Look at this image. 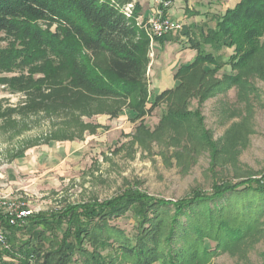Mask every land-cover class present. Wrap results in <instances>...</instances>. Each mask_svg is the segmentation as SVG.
Instances as JSON below:
<instances>
[{
  "label": "rangeland",
  "instance_id": "1",
  "mask_svg": "<svg viewBox=\"0 0 264 264\" xmlns=\"http://www.w3.org/2000/svg\"><path fill=\"white\" fill-rule=\"evenodd\" d=\"M108 1L121 11L132 4L134 24L150 39L145 75L150 104L143 105L147 110L140 115L132 111V97L87 94L74 86L61 60L51 53L28 60V50L18 38L0 32V217L13 226L7 228L0 221L5 237L0 246L20 250L14 253L17 259L7 258L15 264L28 256L25 244L42 246L43 254L54 246L57 230L43 222L68 208L103 203L130 191L178 202L195 191L211 195L217 185L264 176V53L242 69L198 63L178 76L182 67L193 64L198 47L227 62L233 50L203 44V36L216 27L223 4L236 3L169 0L172 4L165 9L169 17L168 11L186 6L183 16L171 17L184 27L160 41L152 38L148 24L154 10L160 9L156 0L148 3L143 16L139 5L143 0ZM210 2L216 7L202 6ZM93 60L104 65L106 57ZM230 76L240 81H230ZM176 111L191 115L174 120L171 114ZM262 202H231V213L222 209L231 225L242 228L240 240L216 237V228L202 239L188 226L172 242L174 253L192 257L188 264H264ZM238 208L246 216L241 218ZM26 212L30 215H23ZM198 220L209 226L208 219ZM108 221L128 237L138 232L132 212ZM73 261L83 264L78 254ZM42 263L30 258V264Z\"/></svg>",
  "mask_w": 264,
  "mask_h": 264
},
{
  "label": "trees",
  "instance_id": "2",
  "mask_svg": "<svg viewBox=\"0 0 264 264\" xmlns=\"http://www.w3.org/2000/svg\"><path fill=\"white\" fill-rule=\"evenodd\" d=\"M0 32L17 37L23 49L28 50V60L39 53L40 57L51 53L61 60L69 68L74 86L87 94L132 97L135 102L131 108L138 115L145 111L143 105L150 104L145 76L149 36L108 0H0ZM204 43L232 49L233 54L226 62L222 56L205 53L198 47L193 64L182 67L178 76L198 63L216 69L224 65L233 70L247 67L256 55L264 53V0H240L226 10L216 27L203 36ZM99 55L106 57L104 65L94 62ZM229 78L240 81L238 76ZM154 104L151 102V107ZM186 115L191 114L176 111L171 117L179 120ZM204 141L217 151L207 134ZM251 182L257 187L249 186ZM245 200L263 203L264 176L246 183L217 185L211 195L195 191L178 202L130 191L103 203L77 205L43 222L49 230H57L53 239L56 243L44 254L42 246L31 248L25 244L28 256L21 264H30L31 257L42 260V264H77L73 261L76 254L81 255L83 264H188L192 257L181 251L174 253L175 238L193 226L202 239L216 228V237L222 234L228 241L240 240L242 228L231 225L222 213L231 210L229 203ZM238 211L241 218L246 216L245 211ZM126 212H132L137 219L138 232L133 237L109 225V218ZM199 218L208 219L209 226L198 223ZM0 221L7 228L13 227L1 217ZM41 236L37 235L40 241ZM215 241L222 243L219 238ZM18 250L6 251L0 246V264H15L7 258L17 259L14 253Z\"/></svg>",
  "mask_w": 264,
  "mask_h": 264
},
{
  "label": "built area",
  "instance_id": "3",
  "mask_svg": "<svg viewBox=\"0 0 264 264\" xmlns=\"http://www.w3.org/2000/svg\"><path fill=\"white\" fill-rule=\"evenodd\" d=\"M160 9L153 13L149 18V28L152 38H160L171 32H177L183 29L184 24L174 20L173 18L165 14V9L170 7L172 4L169 0H156ZM134 6L129 4L123 13L131 18L133 13ZM25 216H29L30 212L23 213ZM13 222V221H12ZM0 245H5V237L0 232Z\"/></svg>",
  "mask_w": 264,
  "mask_h": 264
},
{
  "label": "crops",
  "instance_id": "4",
  "mask_svg": "<svg viewBox=\"0 0 264 264\" xmlns=\"http://www.w3.org/2000/svg\"><path fill=\"white\" fill-rule=\"evenodd\" d=\"M135 1H137V3L139 2V1H141V0H135ZM175 1V0H174ZM188 0H186V2H187ZM240 0H233V3H232V5L233 4H237L238 2H239ZM151 3V0H143V1H141L140 2V7H142V8H144L143 10H142V13H141V16H143L144 14H145V12L147 11V9H148V3ZM199 1L198 0H193L191 3L192 4H196V3H198ZM174 3V2H173ZM187 4H190V2L188 3L187 2ZM208 5H213L212 4V2H210V3H207L206 5H202V6H208ZM201 6V7H202ZM214 7H216L215 5H213ZM186 7V6H185ZM185 7H182L181 9H177V10H174V11H168V15L170 14V16L171 17H175L176 18V16H183V13H184V9H185ZM234 6H232L231 7V4L229 3V1L228 2H225L224 4H223V13L226 11V10H228V9H231V8H233ZM210 8H212V7H210ZM174 9H176V8H174ZM157 11V9L156 10H154V13ZM148 12V11H147ZM200 13H202L201 11H200ZM208 13V12H207ZM206 14V13H205Z\"/></svg>",
  "mask_w": 264,
  "mask_h": 264
}]
</instances>
